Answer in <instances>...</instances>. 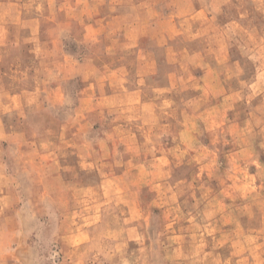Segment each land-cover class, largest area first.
Returning <instances> with one entry per match:
<instances>
[{
    "label": "rangeland",
    "instance_id": "rangeland-1",
    "mask_svg": "<svg viewBox=\"0 0 264 264\" xmlns=\"http://www.w3.org/2000/svg\"><path fill=\"white\" fill-rule=\"evenodd\" d=\"M121 1L100 9L141 29L129 32L139 33L127 47L133 54L101 56L106 64L97 70L89 65L108 39H90L87 4L0 0V206L14 234L3 254L21 239L32 264H57L62 236L81 225L89 231L78 230L77 239L95 241L80 249L84 264H203L186 258L190 250H205L206 264H264V0ZM108 60L155 68L154 80L170 81L176 64L190 65L202 97L181 106L195 135L180 140L142 127L155 122L150 110L127 135L124 123H135L137 112L126 111L125 98L118 107L96 103V82L115 78ZM171 106L155 115H170ZM115 114L122 127L108 141L102 130ZM61 192L83 201L75 212L82 215L64 217L59 201L42 198ZM216 198L220 228L203 234ZM92 199H101L94 219L86 212ZM36 203L49 209L36 214ZM107 224L133 230L100 231ZM173 228L192 240L178 263L169 248Z\"/></svg>",
    "mask_w": 264,
    "mask_h": 264
},
{
    "label": "crops",
    "instance_id": "crops-1",
    "mask_svg": "<svg viewBox=\"0 0 264 264\" xmlns=\"http://www.w3.org/2000/svg\"><path fill=\"white\" fill-rule=\"evenodd\" d=\"M84 2L87 4V6L92 10V16L93 21L92 23L86 25V28L88 31L91 30V32L94 34L90 39L96 38V43L102 39H108V44H105L103 51H96V63H89V66H93V69H97L103 65L106 64L103 62V60L100 59L101 56H117V55H124L131 57L132 51L128 49V46H131V40H134L135 38H138L139 33H134V36H131V33L129 32H139L141 29H136L134 26V22H129L128 19L125 17H122L121 15H118L116 12H108L102 13L101 9L103 6L109 7V8H115L116 3H121V0H77ZM138 8L142 10L147 5H142V3H139ZM96 26V29L94 27ZM96 33V34H95ZM130 34V35H129ZM133 34V33H132ZM96 35V37H95ZM117 40H121V43L116 44ZM128 47V48H127ZM119 48V49H118ZM149 53V50H147ZM152 52V51H151ZM135 53V51H134ZM131 59V58H129ZM107 70L112 74L115 78L111 80H102L100 83L96 82V103L99 100V103L102 106H117L118 104L115 103L117 98L124 97L125 102L124 105L126 106V111H131L133 113L136 111L134 115H132V118H135L137 121L135 123L132 122L124 123V128L126 127L127 130H132L133 128L141 127L142 121L147 117H144V113L147 112V110H150V114L152 116H149V118H152L155 122H149L148 124H143L142 127H150L151 129L155 130H163L160 132L162 135L164 134H170L174 133L176 136H180V140L183 138V136H192L195 135V122L193 116L192 119L188 115H185L184 107L181 106V103H189V102H197V98L202 97L201 95H197V92H195L192 88L194 87V84L196 81V78L191 75V66L188 64H185V69L180 65V63L176 64V71L178 72V77L175 81H170L169 79H163V80H154L153 76L155 73H157V69L155 68H149L146 65L143 64H131L130 60L128 62L123 64H115L114 62H110L108 60L107 62ZM193 67L196 68V65L191 64ZM104 68V67H103ZM149 68V69H148ZM188 71V74H185V71ZM118 77V78H117ZM194 79V81L192 80ZM90 84V82H89ZM88 84V85H89ZM196 81V86H197ZM86 85V84H84ZM173 105L170 107V109H174V111L167 110L168 114L170 115H155L157 113V110H161L163 105ZM157 105H161L160 107ZM154 106V107H153ZM157 106V107H155ZM121 108V107H120ZM173 113V115H171ZM127 114V112L125 113ZM155 115V116H153ZM122 117V115H120ZM119 115L115 114L110 117V123L108 125V128L103 131V135L105 137V140L110 141L111 137L116 135V128L122 127L120 124H116V120L120 118ZM128 116L126 115V118ZM182 121H188V124L186 127H178V123H182ZM151 125V126H148ZM166 128V130H165ZM136 133L134 131L129 132L127 135H135ZM181 144V141H180ZM183 148V146L181 147ZM180 148V150H181ZM166 150H163L165 152ZM195 162H190V166H194ZM191 178L189 175L185 178L186 180L191 181ZM70 196L66 193H59V194H47L45 193L42 195V198L49 199V200H55L59 201L58 203L54 202L55 206H58V209L60 210L62 216L68 217L67 215L72 214V217L77 215H82V208L78 213L77 209L81 207L83 201H80L77 203L76 201H73V199L68 198ZM216 197V196H215ZM88 200V199H87ZM93 202H91L90 209H86V212H92L91 218L94 219L95 213L97 211V205L100 204V200L92 199ZM221 199L216 198L215 201H210L211 207H216V211H210L208 214V217L206 220H204L203 227L198 228V231H201L203 234L205 232H208V230H218L220 227V220H222L223 215L220 216V208L221 207ZM215 202V203H214ZM86 203V201H85ZM47 204V203H46ZM46 204H35L34 207H32L34 213L37 214V211L40 210L47 211L49 208L46 207ZM59 204V205H58ZM87 207H90L89 205ZM57 208V207H56ZM206 210V209H205ZM73 211V212H71ZM6 209L3 205V202L0 206V264H32L33 258L28 255V249L25 244V242L21 239L16 241V244L11 246L10 250L3 254V248L6 247L7 244V238L9 237L10 233L13 232L12 229H9L5 226L3 223L4 215H5ZM223 212V211H221ZM75 214V215H74ZM64 224H68L70 226V223L73 225V220L64 219ZM91 229H95V224L90 226ZM98 229V228H97ZM89 231V227L86 229H81V225L77 226L76 229L73 227L72 229L67 228L66 236L63 235L62 239L59 242V248H60V257L57 258V264H84L86 260V255L82 252V248L90 246L91 242L94 240L90 239H77V231ZM91 230V231H93ZM99 230V229H98ZM103 230H109L112 232L116 231H131L133 230L131 226L127 225H110L107 224L105 227L100 228V231ZM182 229H176L173 228V236H172V242L169 244V248L172 249V253L179 255L178 257L174 255L173 263H178L179 259L185 258L186 255L181 253V249H184V251H187L186 248H189L187 246H192V240L189 238H183L185 236L184 233L181 231ZM223 230V229H222ZM229 231H236L237 233L239 231L244 233V229L236 230L232 229L231 227L228 228ZM65 231V230H64ZM63 232V231H62ZM88 233V232H87ZM8 234V235H7ZM233 234L229 233L231 236ZM7 235V237H6ZM6 237V238H5ZM11 237H14V234L11 233ZM117 241V240H116ZM119 243L123 242V240H118ZM95 242V241H94ZM127 247L126 241L123 243V247ZM2 251V252H1ZM186 258H197L200 263L206 264L205 259V250L198 251L196 253H193L192 250L189 251V255H187ZM196 259V260H197Z\"/></svg>",
    "mask_w": 264,
    "mask_h": 264
}]
</instances>
